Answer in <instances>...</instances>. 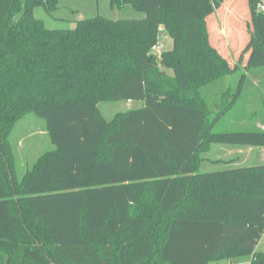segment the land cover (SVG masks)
<instances>
[{
  "label": "trees",
  "instance_id": "trees-1",
  "mask_svg": "<svg viewBox=\"0 0 264 264\" xmlns=\"http://www.w3.org/2000/svg\"><path fill=\"white\" fill-rule=\"evenodd\" d=\"M57 1L0 0V264H210L242 255L264 264L255 250L264 162L201 169L216 144L264 148L254 124L215 131L252 87L251 78L226 87L244 56L243 69L264 74L263 0L246 2L248 39L235 65L207 25L228 0H110L144 18L49 30L34 11L51 14ZM165 33L172 49L157 55L151 48ZM119 101L140 106L107 120L98 105ZM25 114L45 121L53 149L19 178L8 141Z\"/></svg>",
  "mask_w": 264,
  "mask_h": 264
},
{
  "label": "rangeland",
  "instance_id": "rangeland-1",
  "mask_svg": "<svg viewBox=\"0 0 264 264\" xmlns=\"http://www.w3.org/2000/svg\"><path fill=\"white\" fill-rule=\"evenodd\" d=\"M109 1L58 0L56 3L57 7L51 14H47L39 6L34 11V17L42 20L44 26L49 30H68L74 27L76 21L100 16L115 21L144 18L142 14L135 12L130 6L112 9ZM246 2L247 0H228L222 6L225 15L222 17L215 12V18L207 23L213 44L218 47L231 65L237 63V59L248 39L247 24L249 23V14H247ZM161 46L160 54L172 49V40L166 33L163 36ZM246 58L247 54L243 58V63L239 64L238 71L233 73V76H227L225 83L227 88L234 90L238 79L244 78L246 80L251 78L252 87H243L241 89L242 98L235 103V107L231 113L227 114L220 127L215 129L217 132L247 131L253 128V124L257 128L264 130V114L259 109L260 100L264 98V84H260V81L264 79V74L252 76L247 69H243ZM214 89L216 87L212 90ZM228 101V99L221 100L218 106L213 107L212 111L218 112V109L222 110ZM138 106H140V103L136 102H103L98 105V109L107 120H112L119 113ZM8 142L13 153V162L19 178L41 154L53 149L46 132L45 121L33 114L23 115V118L14 124L10 130ZM203 156L210 161L220 158L228 164H233L232 162L235 159L238 160V163L243 164H248L252 161L258 163L264 162V148L231 147L216 144L211 146L208 151H205ZM232 167L236 166H225L222 163L214 165L213 163L205 162L201 169L202 171H217L218 169ZM261 237L257 245V252L264 253V232ZM250 261V256L242 255L235 259H221L217 263L210 264H250Z\"/></svg>",
  "mask_w": 264,
  "mask_h": 264
},
{
  "label": "built area",
  "instance_id": "built-area-1",
  "mask_svg": "<svg viewBox=\"0 0 264 264\" xmlns=\"http://www.w3.org/2000/svg\"><path fill=\"white\" fill-rule=\"evenodd\" d=\"M258 10H260V11H264V2L263 3H260L259 4V6H258ZM162 31V29H159V32L160 33H162L161 32ZM162 40H163V35L162 34H160V36L158 37V41H157V43L151 48L152 49V52L153 53H155V54H160V51H161V42H162Z\"/></svg>",
  "mask_w": 264,
  "mask_h": 264
},
{
  "label": "crops",
  "instance_id": "crops-1",
  "mask_svg": "<svg viewBox=\"0 0 264 264\" xmlns=\"http://www.w3.org/2000/svg\"><path fill=\"white\" fill-rule=\"evenodd\" d=\"M209 161V162H208ZM234 162H232L233 164H228L226 161H223L222 159H220V158H217L216 160H214V161H210L209 159L206 161L207 163H213L214 165H216V163L217 164H220V163H222L223 165H225V166H230V165H233V166H248V165H251V164H256L255 162H251V163H248V164H243V163H238L237 161L238 160H233ZM255 250L257 251V247L255 248Z\"/></svg>",
  "mask_w": 264,
  "mask_h": 264
}]
</instances>
